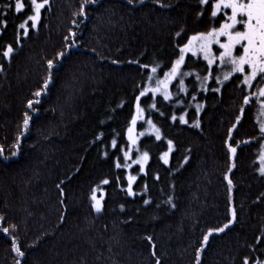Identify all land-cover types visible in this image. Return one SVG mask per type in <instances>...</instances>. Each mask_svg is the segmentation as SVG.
Here are the masks:
<instances>
[{
    "label": "trees",
    "instance_id": "trees-1",
    "mask_svg": "<svg viewBox=\"0 0 264 264\" xmlns=\"http://www.w3.org/2000/svg\"><path fill=\"white\" fill-rule=\"evenodd\" d=\"M20 2L16 11L17 0H0V264H264L259 76L250 87L247 68L225 79L222 64L188 56L170 99L140 98L162 137L140 139L150 158L145 173L132 169L131 194L117 166L153 69L170 70L229 9L213 17L218 0H98L81 15L84 0H48L32 27L35 6Z\"/></svg>",
    "mask_w": 264,
    "mask_h": 264
},
{
    "label": "snow or ice",
    "instance_id": "snow-or-ice-1",
    "mask_svg": "<svg viewBox=\"0 0 264 264\" xmlns=\"http://www.w3.org/2000/svg\"><path fill=\"white\" fill-rule=\"evenodd\" d=\"M48 0H44V3H38L37 0H30V4L35 6V15L28 16V20L33 21L32 27L36 26V21H38L40 17V10L44 7L45 3ZM98 0H84V3L81 5V15H84L83 8L85 4L88 3H97ZM131 3L132 0H129ZM143 2V0H141ZM202 4H207L209 0H200ZM24 7V4L17 0L15 4V10L20 11ZM222 9H230V15H228L227 20L229 22L223 23L219 29H213L207 34H200L199 36L192 37L193 41L199 40L201 41L200 50L205 53V58L209 60V64L213 62L216 57L210 58V45L218 44L219 48L223 49V52L220 53L218 59L224 63H230L234 66V71L239 73H245V66L247 65L250 69V74H246L244 77V83H249L252 80H256L257 77L261 80H264V0H218L214 4V10L212 11V16H217L218 13L221 12ZM238 25H242V28L238 27ZM21 28H25V24L20 25ZM220 37H226L227 42L221 43ZM191 41L189 42V46L187 48H181L180 51L182 55L176 61V67L172 69L171 75H175L179 69V66L183 63L184 56L183 53L185 51H195L191 48ZM239 46L242 49L241 54L234 55V50ZM13 52L11 47L8 48L7 52L4 53L5 56H8ZM61 57L65 55V53L59 54ZM54 64L52 61L48 62V68L52 69ZM156 69H153L155 72ZM225 79H228V76L225 75ZM51 83V75L49 79L45 82L43 89L46 90L48 88V84ZM42 92L37 91L34 93L35 96H41ZM143 94V93H142ZM260 95H264V89L260 90ZM33 103H40L37 99L36 101H30L28 107L31 109ZM247 103V101H246ZM30 116L25 115L23 127L25 129L28 128ZM183 121V117H181ZM133 124H135V120H133ZM261 131L264 132V126L261 127ZM159 131L157 130V139H159ZM115 144V141H113ZM15 147L19 148V144L15 145ZM169 147L171 148V143L169 142ZM230 151L234 154L236 149L234 147L230 148ZM3 149H0V154H2ZM13 155H16L14 152ZM144 159H147V154H144ZM165 162L167 163V159L165 157ZM119 167V165H117ZM131 179H135L132 177ZM108 181H104L107 183ZM229 185L231 186V181L229 180ZM129 194H131V186L129 185ZM93 199L96 200V197L93 196ZM95 209L97 212L101 211L100 201L96 200ZM2 219V218H0ZM233 219H235V212H233ZM229 225L225 224L224 227L218 229L217 231L223 232L225 228ZM5 234L8 233V229H0ZM213 233L210 231L208 235L204 237V243L206 244L208 241V237ZM14 250L17 252L19 256H23L24 253L19 249V247L14 246ZM159 264V262H157ZM197 264H199V260H197ZM247 264V260L245 261Z\"/></svg>",
    "mask_w": 264,
    "mask_h": 264
},
{
    "label": "rangeland",
    "instance_id": "rangeland-1",
    "mask_svg": "<svg viewBox=\"0 0 264 264\" xmlns=\"http://www.w3.org/2000/svg\"><path fill=\"white\" fill-rule=\"evenodd\" d=\"M230 11V9H229ZM230 15V14H228ZM228 17V16H227ZM226 17V19H227ZM225 22H229L228 20H226ZM242 28V26H241ZM219 29V28H218ZM217 29V30H218ZM199 36V35H196ZM194 37V36H193ZM220 42L221 43H226L227 39L226 37H220ZM191 43V48L195 51V54H193V51H185L183 53L184 56V60L188 57V56H201L204 60L205 58V53L203 51L200 50V44L201 41L196 40L193 41L192 38L187 42V44L185 46H183V48H187L189 46V42ZM215 47V49L213 50V48ZM238 51H240L238 54L242 53V49L240 48ZM223 52V49L219 48L218 44H211L210 45V58L212 57H216V59L213 60V62L211 64H209V60L206 59V62L212 67L216 64V61L218 64H222L221 66L219 65V67L221 69H224L225 72L221 73L222 77H224L225 75H227V72L229 70V68H233L234 66L230 63H224L222 61H220L218 59L220 53ZM182 55L181 51H180V56ZM234 55H235V50H234ZM180 56L178 57V59L180 58ZM177 59V60H178ZM176 60V61H177ZM183 60V62H184ZM176 61L173 64V67L170 70L165 71L162 76L157 77V72H153L151 73V75L149 76L148 80L146 81V83L144 84V89L143 91H141V94L139 95V97L136 99V103L134 106V115L130 121V125L128 126L127 130H126V144L127 146L124 147L122 149V162H117V165H119V167L124 168L126 173H127V179H128V188L129 189V185L132 186V184L134 183L135 179H131L132 177L136 178L135 174H132V169L136 166L139 167V171L141 173H145V169L147 166V162L150 158L149 153H147V151H142L140 149V145H139V141L140 139L143 138V136H153L157 139V130L159 131V139H161L162 137V133L159 130V128L157 127V125L155 124V122L151 121L149 118H147L143 112V110L141 109V104H140V98L142 97V95H146V94H150L153 97H161L164 99H170V94H171V83L173 82V80L176 79L177 74L180 72L181 67L183 66L182 64L179 66L178 71L176 72L175 75H171L172 69L174 67H176ZM245 68H247L248 72L250 73V69L248 68V66L246 65ZM143 93V94H142ZM133 120H135V124H133ZM147 154V159H144V154ZM165 157H168V153L166 152V154L164 155V160ZM264 165V164H263ZM132 188V187H131ZM129 192V191H128ZM132 193V190H131ZM93 196L96 197V200L100 201V207L102 205V201H103V190H96L93 193ZM92 196V199H93ZM96 200H94V203L96 205Z\"/></svg>",
    "mask_w": 264,
    "mask_h": 264
}]
</instances>
